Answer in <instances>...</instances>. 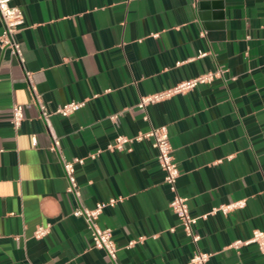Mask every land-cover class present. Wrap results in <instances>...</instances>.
Returning <instances> with one entry per match:
<instances>
[{
    "label": "crops",
    "instance_id": "0c3cea01",
    "mask_svg": "<svg viewBox=\"0 0 264 264\" xmlns=\"http://www.w3.org/2000/svg\"><path fill=\"white\" fill-rule=\"evenodd\" d=\"M11 2L24 21L16 33L22 60L0 47V264H112L92 246L85 219L72 214L78 202L66 190L60 153L84 157L75 163L82 204L117 198L97 221L111 227L122 264H193L196 244L168 204L150 139L106 148L119 133L163 123L177 191L191 213H207L194 225L207 264H264L256 242L231 244L264 231V0ZM217 68L210 82L137 105L141 95ZM35 96L50 111L86 98L67 115L50 114L59 151ZM14 102L23 111L16 131ZM237 199L244 205L212 211ZM47 223L35 237L36 225Z\"/></svg>",
    "mask_w": 264,
    "mask_h": 264
},
{
    "label": "built area",
    "instance_id": "2783aa9c",
    "mask_svg": "<svg viewBox=\"0 0 264 264\" xmlns=\"http://www.w3.org/2000/svg\"><path fill=\"white\" fill-rule=\"evenodd\" d=\"M0 18L2 21V30L0 32V47L8 48L11 54H15L22 60V51L19 40L17 39V31L21 27L24 17L22 9L19 5L14 4L11 0H0ZM208 51L198 50L197 56H202ZM222 70L217 68L215 70H209L198 73L194 76L180 80L175 84L154 91L149 94L141 95L137 105L140 107L145 106L149 102L157 101L165 97L170 96L176 92H184L194 87L197 83L210 82L215 76L220 75ZM27 76L30 78L29 73ZM35 99L39 105L40 116L47 125L48 132L51 136V148L57 151L60 150V142L58 135L54 132L50 125L49 116L52 112H57L62 115H67L72 111H75L81 107L86 98L80 100H69L59 104L53 111L47 109L46 105L35 96ZM113 120L117 119V114L110 115ZM23 119L22 107L19 103H12L11 114L9 122L13 129L18 130L21 121ZM150 139L151 145L156 149V158L159 166L164 173V181L168 184V187L172 193L169 200V206L179 219V224L182 226L185 234L196 244V247L189 258V262L193 264H207L210 252L201 250L197 243L200 239V234L195 230L194 225L198 218L206 217L207 213L193 214L190 212L188 205V197L181 195L176 188V178L179 174V168L177 161L173 154V148L169 140V129L167 124L153 125L146 131H138L132 135L117 134L113 141L106 144V148L109 150L114 149H130V143L135 140ZM127 145V146H126ZM96 152L90 153L91 157H94ZM60 159L66 178V190L71 192L78 202V205L72 210V214L82 216L85 219L86 227L89 231L92 246L102 248L108 255L112 264H122L118 259L117 250L118 247L112 235V229L109 226H100L97 218L102 208L105 205H113L117 198L110 197L107 200L97 201L94 206L89 207L81 203L79 185L75 176V163H83L84 157H73L72 159L65 158L60 153ZM244 199H237L229 203H222L218 207H214L212 211L217 208L222 211H227L234 207H241L244 205ZM50 224H38L33 230L35 237L44 235L49 230ZM145 236L139 235L137 238L130 239L128 245L133 244L137 240H142ZM256 242L262 254L264 255V231L258 228L252 230L251 235L246 239H236L231 244L233 246H239L242 243Z\"/></svg>",
    "mask_w": 264,
    "mask_h": 264
},
{
    "label": "water",
    "instance_id": "95a60500",
    "mask_svg": "<svg viewBox=\"0 0 264 264\" xmlns=\"http://www.w3.org/2000/svg\"><path fill=\"white\" fill-rule=\"evenodd\" d=\"M202 14H203V16L206 17V18H208V16H209L207 11L204 12V13H202Z\"/></svg>",
    "mask_w": 264,
    "mask_h": 264
}]
</instances>
